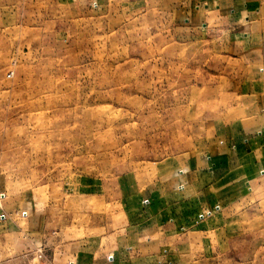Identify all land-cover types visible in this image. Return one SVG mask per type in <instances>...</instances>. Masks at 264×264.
Segmentation results:
<instances>
[{
	"label": "rangeland",
	"instance_id": "1",
	"mask_svg": "<svg viewBox=\"0 0 264 264\" xmlns=\"http://www.w3.org/2000/svg\"><path fill=\"white\" fill-rule=\"evenodd\" d=\"M152 19L101 12L96 1L0 0V212L11 220L0 264H46L53 235L38 244L28 233L35 216L62 246L82 234L71 226L80 218L114 220L97 195L113 196L123 179H171L162 162L207 150L200 101L223 60ZM255 183L227 209L233 234L214 258L200 250L199 264H264V182Z\"/></svg>",
	"mask_w": 264,
	"mask_h": 264
},
{
	"label": "crops",
	"instance_id": "2",
	"mask_svg": "<svg viewBox=\"0 0 264 264\" xmlns=\"http://www.w3.org/2000/svg\"><path fill=\"white\" fill-rule=\"evenodd\" d=\"M79 1L86 7L96 1L101 12L122 7L128 14L143 12L178 43H205L223 60L215 66L222 77L203 86L200 101L209 115L198 128L209 144L207 150L198 145L162 162V174L171 171V179L144 186L123 179L113 196L97 195V201L112 205L114 220H105L103 212L91 220L82 217L71 225L81 227L82 234L64 238L62 246L60 232L50 234L48 222L38 221L40 214L28 233L38 239L53 235L47 238L54 241L48 252L53 264H197L200 250L214 258L216 243L233 234L227 209L242 203L255 182H264V0ZM6 216L0 212L6 219L0 231L11 223Z\"/></svg>",
	"mask_w": 264,
	"mask_h": 264
},
{
	"label": "built area",
	"instance_id": "3",
	"mask_svg": "<svg viewBox=\"0 0 264 264\" xmlns=\"http://www.w3.org/2000/svg\"><path fill=\"white\" fill-rule=\"evenodd\" d=\"M203 215V214H202ZM44 255V252H43V250H42V248L39 250V253H38V256H39V258L41 259V257ZM47 255L45 254V257H46ZM46 264H53V262L50 260V258H46Z\"/></svg>",
	"mask_w": 264,
	"mask_h": 264
}]
</instances>
